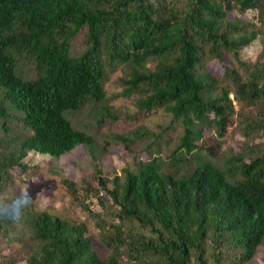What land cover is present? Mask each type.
Wrapping results in <instances>:
<instances>
[{
  "label": "trees",
  "instance_id": "trees-1",
  "mask_svg": "<svg viewBox=\"0 0 264 264\" xmlns=\"http://www.w3.org/2000/svg\"><path fill=\"white\" fill-rule=\"evenodd\" d=\"M251 9L264 14V0H0V128L9 134L15 120L32 132L19 141L0 138V191L14 168L27 169L29 151L61 160L80 145L93 150L94 136L67 113L106 101L107 64L130 65L124 93H141V109L164 107L183 124L168 159H136L122 179L111 180L98 165L94 183L63 178L109 247L105 258L84 222L24 203L16 219L0 200V234L22 223L36 240L26 264H262L264 151L248 155L231 146L220 163L205 137L215 128L223 138L235 113L249 133L264 131V48L247 79L223 61L225 52L239 57L257 38L235 20L236 11ZM82 30L86 47L73 55ZM206 56L223 61L233 86L214 93L217 79L202 68ZM23 58L35 77L21 73ZM117 138L128 148L133 141ZM92 193L101 210L86 202ZM0 264L15 259L0 249Z\"/></svg>",
  "mask_w": 264,
  "mask_h": 264
},
{
  "label": "rangeland",
  "instance_id": "rangeland-1",
  "mask_svg": "<svg viewBox=\"0 0 264 264\" xmlns=\"http://www.w3.org/2000/svg\"><path fill=\"white\" fill-rule=\"evenodd\" d=\"M236 19L240 25H245L241 33L258 31L257 38L240 51L236 56L232 51L224 54V62L237 69L244 79L249 77L250 71L260 57L264 48V14L259 10L251 9L245 13L236 11ZM86 47V30H82L72 40L71 53L78 55ZM223 61L217 58L205 57L202 68L217 79L215 94L219 87L233 86L229 77L225 76ZM156 60L149 62L154 67ZM107 74L104 87L107 91L106 101L102 104L87 103L81 110L68 112L67 116L77 129H82L92 134L95 138L93 150L80 145L73 151L54 160L47 154L29 151L23 158L27 169L18 167L13 170L12 181L0 191V200L8 203L13 197H20L27 209L33 211H48L70 221H82L87 226V236L91 239L92 247L98 254L105 258L110 253L109 247L103 242L100 230L91 219L88 212L72 201V196L67 190L63 178L69 176L75 180L86 179L93 182L95 166L98 165L103 174L111 180L119 175L122 179L123 168L134 167L136 159H148L156 154H161L168 159L176 148L179 138L183 133L181 119L164 107L143 110L139 107L138 100L141 93L132 95L124 93L123 78L128 76L131 67L126 63L115 65L107 64ZM20 71L28 78L36 76L34 65L27 59H21ZM231 97H234L231 91ZM236 109L240 106L237 102ZM227 134L217 139V131L210 128L206 139L218 152L215 160L222 163L231 146L237 151L244 148L248 155H257L264 151V131L248 132L238 114L232 115ZM12 131L4 134L0 128V138L19 141L29 135L31 130L21 122L11 121ZM118 135H126L133 139L131 146L124 147ZM219 141V142H218ZM220 146V147H219ZM112 186V183H110ZM97 199L95 193L86 198L87 201ZM102 209V208H101ZM17 232L9 235L0 234V249L3 254L12 255L15 264H26L27 256L36 247V240L28 226L19 223ZM260 262L264 264V259Z\"/></svg>",
  "mask_w": 264,
  "mask_h": 264
},
{
  "label": "clouds",
  "instance_id": "clouds-1",
  "mask_svg": "<svg viewBox=\"0 0 264 264\" xmlns=\"http://www.w3.org/2000/svg\"><path fill=\"white\" fill-rule=\"evenodd\" d=\"M23 202L20 197H13L5 206L4 211L10 213L13 218L18 219L23 211Z\"/></svg>",
  "mask_w": 264,
  "mask_h": 264
},
{
  "label": "built area",
  "instance_id": "built-area-1",
  "mask_svg": "<svg viewBox=\"0 0 264 264\" xmlns=\"http://www.w3.org/2000/svg\"><path fill=\"white\" fill-rule=\"evenodd\" d=\"M91 206L94 210H101V206H100L98 199H92Z\"/></svg>",
  "mask_w": 264,
  "mask_h": 264
}]
</instances>
